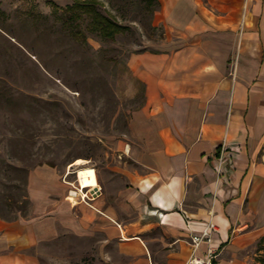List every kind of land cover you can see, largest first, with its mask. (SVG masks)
Instances as JSON below:
<instances>
[{
	"label": "crops",
	"instance_id": "crops-1",
	"mask_svg": "<svg viewBox=\"0 0 264 264\" xmlns=\"http://www.w3.org/2000/svg\"><path fill=\"white\" fill-rule=\"evenodd\" d=\"M158 2L166 38L128 62L145 102L124 153L142 173L79 204L58 176L32 174V217L0 223V264H187L210 221L197 255L252 264L264 239V0ZM223 150L233 163L219 180Z\"/></svg>",
	"mask_w": 264,
	"mask_h": 264
},
{
	"label": "rangeland",
	"instance_id": "rangeland-1",
	"mask_svg": "<svg viewBox=\"0 0 264 264\" xmlns=\"http://www.w3.org/2000/svg\"><path fill=\"white\" fill-rule=\"evenodd\" d=\"M85 1L129 30L103 40L90 18L69 10ZM155 13L145 0H0V223L32 217V174L58 176L70 203L79 187L78 167L69 175L77 160L96 170L106 192L126 170L142 173L124 153L133 141L132 114L145 102L128 62L166 38L154 26ZM93 200L75 197L77 204ZM71 241L70 255L77 256L79 240ZM263 255L264 239L252 264Z\"/></svg>",
	"mask_w": 264,
	"mask_h": 264
},
{
	"label": "trees",
	"instance_id": "trees-1",
	"mask_svg": "<svg viewBox=\"0 0 264 264\" xmlns=\"http://www.w3.org/2000/svg\"><path fill=\"white\" fill-rule=\"evenodd\" d=\"M155 6V11L159 8L158 0H145ZM73 13L82 12V16H86L91 19L89 28L97 33L103 40L115 41L117 36L123 34L129 30L126 27L120 26L113 19L101 14L98 10L96 3L92 1H85L82 4H77L74 7L69 8ZM31 205V201H27ZM260 264H264V255L259 259ZM214 264H217L215 261Z\"/></svg>",
	"mask_w": 264,
	"mask_h": 264
},
{
	"label": "built area",
	"instance_id": "built-area-1",
	"mask_svg": "<svg viewBox=\"0 0 264 264\" xmlns=\"http://www.w3.org/2000/svg\"><path fill=\"white\" fill-rule=\"evenodd\" d=\"M224 150H223L222 156L220 157L218 162L215 164L219 180H222L223 177L225 176V173H226L225 162H226V160H229V162L231 164L233 163L229 157V154L225 153ZM98 190H99V192H96L95 190L94 191L86 190L87 191L86 192L87 199H90V198L94 199V198L98 197L101 194V189L99 188ZM70 194H72V191L70 192ZM89 195H90V197H89ZM70 197L68 198L70 200L69 202L71 204H77L76 202H72ZM82 200L85 201V198H82ZM216 229H217L216 224L213 221H210L209 223L206 224V227L204 228L203 231L194 235V237L192 238V245H193L194 252H193L192 257L190 258V260L188 261L187 264H214V262L216 260V252L213 249L209 248L207 253L203 256L197 255V251L199 250L200 246L204 242L210 243L212 241V235L216 231Z\"/></svg>",
	"mask_w": 264,
	"mask_h": 264
},
{
	"label": "bare ground",
	"instance_id": "bare-ground-1",
	"mask_svg": "<svg viewBox=\"0 0 264 264\" xmlns=\"http://www.w3.org/2000/svg\"><path fill=\"white\" fill-rule=\"evenodd\" d=\"M86 164L87 162L84 160H77V162H75V164H73L70 168L69 175L71 174V169L73 167H78L75 171V174L77 175V182L79 183L77 191L72 190L70 197L72 202H75V197H77L79 194L82 196V198L87 200L86 190L91 189L90 191H94L100 188L96 170L94 168L85 167Z\"/></svg>",
	"mask_w": 264,
	"mask_h": 264
},
{
	"label": "water",
	"instance_id": "water-1",
	"mask_svg": "<svg viewBox=\"0 0 264 264\" xmlns=\"http://www.w3.org/2000/svg\"><path fill=\"white\" fill-rule=\"evenodd\" d=\"M96 192H99V190H95Z\"/></svg>",
	"mask_w": 264,
	"mask_h": 264
}]
</instances>
